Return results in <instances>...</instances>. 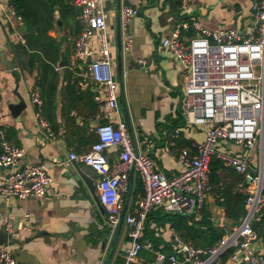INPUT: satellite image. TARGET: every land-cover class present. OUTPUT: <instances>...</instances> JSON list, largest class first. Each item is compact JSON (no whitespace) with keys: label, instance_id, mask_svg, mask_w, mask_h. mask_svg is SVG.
Returning <instances> with one entry per match:
<instances>
[{"label":"crops","instance_id":"0c3cea01","mask_svg":"<svg viewBox=\"0 0 264 264\" xmlns=\"http://www.w3.org/2000/svg\"><path fill=\"white\" fill-rule=\"evenodd\" d=\"M103 1L107 14L111 72L117 82L119 120L126 124L120 99L122 93L137 154L146 155L168 178L175 177L182 172L179 150L186 149L190 156L196 155L197 146L204 141L206 128L186 126L183 72L171 54L162 48V41L184 23L188 28L179 32V41L183 44H188L198 35L195 23L211 31L230 28L241 35H248L254 23V0H190L186 12L181 11V3L179 7L175 6L176 0ZM69 7L71 10L68 11ZM125 7H134L138 11L126 23L121 16ZM56 12L59 19L64 15V21L60 20L61 26L57 24ZM79 12L76 0H63L61 5L54 7L56 22L47 35L57 43L63 41L62 38H67V42L61 43L52 71L51 67L46 68L40 62H28L30 53H22L19 48L25 44L26 28L16 17L10 0H0V144L5 141L22 151L16 165L0 167V178L16 170L43 164L52 180L41 199L0 198V234H6L8 240L2 246L7 247L14 264H104L116 234L117 228L108 225L106 212L94 202L77 171L96 186L99 177L91 168L68 158L71 153L80 155L88 152L97 141L96 128L109 122L105 115L98 118L94 96L100 91L85 79L91 61L97 56L93 55L84 62L74 57L75 41L79 35L75 37L74 34L81 27ZM118 24L122 92L116 78ZM21 29L23 31L20 32ZM125 38L130 41L127 50L124 49ZM91 44L96 48L95 41ZM61 47L65 54L64 68L57 67ZM5 62L16 66L17 80ZM34 88L39 91L41 115L49 125L53 141L34 117L35 109L29 99ZM16 94L23 99L25 108L15 119L9 106L19 103ZM216 153L235 156L244 155L245 151L228 140H221ZM104 154L110 168L120 160V150L116 147L108 148ZM249 155L253 170L244 175L224 165L216 156L210 158L219 160L221 166L214 172V184L209 181L210 191L204 210L212 224L224 229L226 235L239 226L243 217L238 221L226 217L225 208L220 206L222 194L218 189L225 187L232 193L248 196V192L254 189L250 178L260 165L258 152L251 151ZM262 166L264 170V159ZM142 193L141 178L130 169L122 193L125 215L135 213ZM166 214L160 207L149 212L141 239L142 249L134 264H155L157 253L178 255L176 238H180L165 218ZM194 217L198 220L200 215ZM7 224L12 226L10 236L6 233ZM128 232L129 227L123 222L110 264H123L130 246ZM263 237H258L255 243L259 253H264ZM224 264L229 263L226 260Z\"/></svg>","mask_w":264,"mask_h":264},{"label":"built area","instance_id":"2783aa9c","mask_svg":"<svg viewBox=\"0 0 264 264\" xmlns=\"http://www.w3.org/2000/svg\"><path fill=\"white\" fill-rule=\"evenodd\" d=\"M189 1L180 0L182 12H186ZM76 5L80 9L78 21L81 31L75 41L74 57L84 62L93 55L97 56L91 61L85 79L100 91L94 96L98 118L105 115L109 122L96 128L97 141L88 152L80 155L71 153L68 158L91 168L99 177L97 199L111 228H116L122 217V193L126 188L128 171L133 169L139 174L143 193L137 201L135 213L123 217V222L129 227L130 241L123 264H134L142 249L147 216L153 208L160 207L167 214L199 215L210 191V158L216 156L224 165L244 175L253 170L251 151L258 152L260 165L250 178L254 189L248 192L246 212L239 226L216 245L206 248H195L176 238L178 255L167 257L157 253L155 264H224L226 253L229 264H264V253L257 252L255 243L258 236L251 227L255 216L264 218V0H254V23L248 35H241L230 28L211 31L195 23L198 35L188 44H183L179 41V32L188 28L184 23L162 41V48L171 54L183 72L186 126L206 128L204 141L197 146L196 155L190 156L186 149L179 150L182 172L172 178L158 171L146 155L135 154L127 126L119 120L117 82L111 72L104 1L76 0ZM137 14L138 11L131 7L121 11L124 23ZM92 41H95L96 48L92 47ZM129 42L125 38V50ZM29 99L35 109L37 123L53 141L49 125L41 115L42 102L36 88L29 93ZM174 133L177 135L178 131ZM221 140L242 147L244 155L217 154L216 147ZM0 147V167L16 165L22 151L5 141ZM111 147L120 150V160L112 168L104 154ZM46 168L43 164L36 165L0 178V198L41 199L52 183ZM6 233L12 235L11 224L6 225ZM230 250L232 252L228 253ZM14 263L7 247H0V264Z\"/></svg>","mask_w":264,"mask_h":264},{"label":"trees","instance_id":"16d2710c","mask_svg":"<svg viewBox=\"0 0 264 264\" xmlns=\"http://www.w3.org/2000/svg\"><path fill=\"white\" fill-rule=\"evenodd\" d=\"M62 2L63 0H10V5L16 17L20 19L27 31L24 36L25 44L19 46V48L22 53H30L28 60L30 64L40 62V65L46 68L51 67L52 71H54L53 65L58 59L60 45L63 42H67V38H62L63 41L57 43L47 33L53 29L56 22L54 19V7L61 5ZM175 6H180V0H176ZM69 10H71L70 7L68 8ZM60 20L64 21V15L60 17ZM80 31L81 27L74 34L75 37ZM69 35L71 37V34ZM220 166L221 162L216 158L210 160V184H214V172ZM218 191L222 194L220 206L225 208L226 217L235 221L244 217L247 196L232 193L225 187L224 189L219 188ZM199 215L198 220H195L196 217L194 215L166 214L164 216L173 225L175 233L183 242L189 243L195 248H206L216 245L225 237L226 231L212 224L209 214L204 208ZM251 227L258 237L264 236V218L261 215L257 216ZM230 252L232 250L228 253ZM227 257L228 254H224L223 261L226 262ZM166 264L169 263L166 262Z\"/></svg>","mask_w":264,"mask_h":264},{"label":"water","instance_id":"95a60500","mask_svg":"<svg viewBox=\"0 0 264 264\" xmlns=\"http://www.w3.org/2000/svg\"><path fill=\"white\" fill-rule=\"evenodd\" d=\"M131 8H134V7H131ZM55 18L57 20L58 26H61L62 22L60 21L59 14L57 12L55 13ZM21 31H23V29H21L20 32ZM64 34L67 35L66 30H64ZM4 64L9 68V70H11V72L13 73V75L15 77V80H17L18 77H19V73L17 71L16 66L14 64L9 63V62H5ZM57 67L58 68H64L65 67V54H64L63 47H61L60 59H59V62L57 63ZM116 78H117V81L119 83V86H120V89H121V92H122L123 81H122V59H121V43H120V27H119V24L117 26ZM17 84L18 83L16 82V85ZM16 96L19 99V103L9 106V111H10L12 117L15 118V119L19 117L21 111L25 108V103H24L23 99L18 94H16ZM120 99H121V106H122V109H123V114H124V117H125V120H126L127 131H128L130 140H131L132 145H133V150H134L135 154L137 155V151L135 149L134 137H133L132 129H131V126H130L129 118L127 116V110H126V107H125V102H124L122 93H121V98ZM72 162H75V161H72ZM77 173L80 176L81 180L84 182L85 186L87 187V189H88L89 193L91 194L94 202L98 206H100V204L98 202V199H97L96 185L94 184V182L91 179H89L86 175H84L82 172H80L79 170L77 171ZM125 209L126 208L124 207L121 220L118 223V225L116 226L117 229H116V234H115V237H114V241L112 243L111 250H110V252L108 254V258L104 262V264H110V260H111V257H112V254H113V251H114V248H115V245H116L117 237H118V234L120 233L122 225H123V217L125 215ZM7 242H8L7 235L6 234H0V246L6 244ZM169 256H170V254L168 253L167 257H169Z\"/></svg>","mask_w":264,"mask_h":264},{"label":"rangeland","instance_id":"374dc122","mask_svg":"<svg viewBox=\"0 0 264 264\" xmlns=\"http://www.w3.org/2000/svg\"><path fill=\"white\" fill-rule=\"evenodd\" d=\"M65 26H66V22H65ZM256 218H257V216H255V217L253 218V222L255 221Z\"/></svg>","mask_w":264,"mask_h":264}]
</instances>
